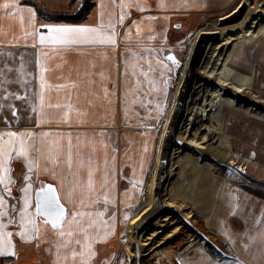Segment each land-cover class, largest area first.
I'll use <instances>...</instances> for the list:
<instances>
[{"label": "rangeland", "instance_id": "374dc122", "mask_svg": "<svg viewBox=\"0 0 264 264\" xmlns=\"http://www.w3.org/2000/svg\"><path fill=\"white\" fill-rule=\"evenodd\" d=\"M81 1L57 2L56 15L77 16L83 7ZM208 1L207 7L185 14L173 27V39L177 37L180 43L176 49H169V55L175 56L182 65L176 68L177 64L173 61L167 62L171 71L162 77L169 81L164 112L161 113L162 106L160 109L156 106V101L163 100L162 92L153 93V102L146 113L140 109V115H137L133 111L137 107H128L126 116L124 107H121L120 160L126 149L131 158L124 161L126 166L123 167L122 176L126 179L119 176L121 206L115 211V228L94 244L96 255L91 258L94 264H181V261L190 257L192 249L210 251L223 264H264V248L260 246L261 236L258 234L261 224H264V170L255 164L264 166V37L261 35L248 44H244V37H241L246 26V14L250 10L262 8L264 0ZM87 2L92 4L90 0ZM73 8H78L76 14L67 12V9ZM41 9L49 12V9ZM234 17L237 20L234 21V32L230 39L222 44L220 54L211 55ZM230 45L231 50L227 53L224 48ZM197 49L201 50V55L193 61L192 69L191 55L196 54ZM222 64L223 72L220 75ZM230 66V75L237 69L251 78L250 83L256 91L260 90L255 99L247 96L249 100L263 106L260 110L257 108L253 112L244 105L243 108L238 107L245 112L231 110L229 114V110L225 111L221 107L224 90L212 105L214 90L220 91V84L225 81L224 88L227 86L229 78L226 77ZM158 86L164 88L163 83ZM185 91L189 94L188 105L185 103L188 98ZM177 94L182 97L179 105H176L175 100ZM200 98H204L203 101ZM17 108L3 107L0 110V131L9 128L17 132L31 130L28 125L30 115ZM224 134L230 140H223ZM182 135L184 138H177ZM164 137L165 143L162 140ZM157 138L158 143L160 138L162 140L160 148L164 147V158L157 161L154 157L152 167L149 160L147 168L148 173L152 169V174L157 168L151 189L154 202L151 207L144 206L142 201L146 198L142 195L141 202L132 210L140 198L138 188L141 185L139 179L143 159L148 147L154 148L155 144H152ZM207 145L213 149L207 152ZM225 146L227 148L223 149ZM230 147H233L237 157L247 161L242 159L236 165V156L225 152ZM198 154L204 157L199 164ZM16 161L12 162L15 168L12 194L19 197L22 192L16 188V180L21 177V171ZM206 162H211V166L204 168V164L208 165ZM220 179L224 182L214 202L211 194ZM146 185L141 194L145 193ZM125 190L127 195H124ZM111 213L110 207L109 215ZM166 230L168 233L159 237V243L148 249L151 250L149 255L133 257L138 253V247H149L157 233ZM245 230L247 235H242ZM49 236L51 238V233ZM250 237L256 239L250 240ZM13 240L16 255L10 262L14 264H42V260L48 259L49 252L44 253L39 248L52 249L50 257L54 259L53 244H47L48 247L46 243L42 244L43 241L22 240L16 230ZM41 252L44 255L38 256Z\"/></svg>", "mask_w": 264, "mask_h": 264}, {"label": "snow or ice", "instance_id": "6c2138e0", "mask_svg": "<svg viewBox=\"0 0 264 264\" xmlns=\"http://www.w3.org/2000/svg\"><path fill=\"white\" fill-rule=\"evenodd\" d=\"M115 6L121 9L115 20L105 11L101 0L99 19L94 25H38L35 8L22 4L21 0H0V13L20 21L19 40L13 32L0 39V46L19 43L20 40L27 42L29 38L33 46L37 43L41 46L37 59L39 90L34 93L38 96L39 106L33 105V111H38L41 123L55 122L69 129L55 135L50 131L35 133L28 129L0 131V255H16L13 240L16 230L22 240L53 244V264H94L91 259L96 255L94 244L115 228L117 176L126 179L122 170L126 166L124 161L131 158L129 150L126 149L123 159L118 161L116 141L103 127L91 135L85 132L82 136L77 131L75 137L71 130L73 125L86 128L93 110L107 108L116 96V89L107 87L110 69L104 61L109 59L108 50L117 47L119 32L116 25L131 15L125 9L137 7L144 10L145 5L120 0ZM167 7L164 0H160L158 9ZM140 23L139 20L132 21L137 35ZM41 28L47 31H40ZM130 28L128 35H131ZM152 38L151 35L147 37ZM156 52V49L149 48L146 55L133 53L131 57H124V75H130L134 83L133 88H125L122 93L126 116L129 97L137 102V108L133 109L137 115H140V109L145 113L149 110L153 101L147 96L152 93L164 94L163 100L156 101L157 109L166 104L167 80L158 82L157 77H163V72L158 71L160 68L169 72L171 68L162 61L155 66L151 63L150 57ZM72 53L83 60L73 61ZM15 55L19 56V53ZM8 57L15 59L10 51L0 56V75L5 77V83L12 82L7 77L14 70L8 67ZM166 59L179 64L175 56L169 55ZM138 61H145L146 66ZM20 71H24L23 62ZM158 83H163L164 88L161 89ZM145 84L146 89L143 88ZM53 94L55 103L45 105L46 97L50 100ZM46 107L49 110H45ZM14 160H22L26 166L19 197L12 194ZM40 175L52 176L56 183L39 180L36 187ZM258 234L261 236L260 246L264 248V224ZM242 235H247V231ZM255 239L250 237V240ZM181 264H223V261L210 251L192 249L190 257Z\"/></svg>", "mask_w": 264, "mask_h": 264}, {"label": "crops", "instance_id": "0c3cea01", "mask_svg": "<svg viewBox=\"0 0 264 264\" xmlns=\"http://www.w3.org/2000/svg\"><path fill=\"white\" fill-rule=\"evenodd\" d=\"M61 1H65V0H21V3L27 4L35 8L36 20L38 25L47 24V23L94 25L98 22L99 12H100V8L98 7V5L101 3V0H90L93 4V8L90 10V12L86 15V17L82 21H78V22L57 21L51 19L48 16L49 14L52 15L56 14L55 6L57 2H61ZM119 2L120 0H103V3L105 5V11L111 14L113 20L117 19L120 14L121 9L115 6L116 4H119ZM208 2H209L208 0H202V1L164 0V3L167 4L168 7L163 10H159L158 4L160 3V0H133V3H139L145 5V9L140 10L137 7L125 9V11L130 12L131 15L126 16L122 24L118 23L116 25L119 32V36L117 38L118 41L117 47L114 50L111 48L108 50L109 59L104 61V64L110 69V79H108L106 82L107 87L110 90L115 88L116 96L111 101L110 105L107 108L97 107L96 109L93 110V113L90 114V118H89L90 123L86 128H79L73 125V128L71 129L73 132V136L75 137L77 131H80L82 136L85 132L91 135L93 132L97 131L100 127H103L106 134H110L111 138L116 141V146L118 148L117 157H118V161H120L121 107H125V105L123 104L122 93L125 88L134 87L133 78L130 75L128 76L124 75V68H125L124 57H131L133 53L138 55H146V50L152 48V49H156L157 52L150 57L151 63L155 66L162 61L164 64L168 66L167 63L168 60L166 58L169 55V49H176L178 47V44L180 43L177 37L173 39V35H172L174 34L173 27L177 22L181 21L184 18L185 14L192 13L194 10L199 11L202 8L207 7V5L209 4ZM35 5H37L38 7L49 9V12L47 11L48 15L45 14L41 15ZM81 5L83 6V1H81ZM76 10H78V8L77 9L73 8L72 10L67 9V12H69L70 14L71 13L76 14L77 12ZM149 17L153 19H148ZM235 19L236 17H234V19L231 22V25L228 27V29L223 33V35L219 39L211 55L214 56L222 52L221 51V49L223 48L222 44L225 43V41L229 40L234 32ZM133 20L141 21L139 25L140 28L139 35H137L136 26L132 25ZM129 28L131 31V35L127 34ZM40 31L46 32L47 29L41 28ZM13 32L16 33V38L19 40V32H20L19 19L13 16H6L3 13H0V39H2L4 36L12 35ZM149 35H151L153 38L147 39ZM40 47L41 46L38 43L35 46H33L31 38H29L27 42L20 40L19 43L0 46V56H3L4 53L7 51L12 52L13 55L15 56V59H13L12 57L7 58L8 61H10L8 63V67L14 69L11 75L7 77V79L11 80L12 82L5 83V77L0 75V105H2V107H0V110L3 107H18L17 109H21L23 113L26 112V115H30V118L28 120V125L31 127V131L35 133H39L41 131H50L53 133V135H55L57 132H67L69 129L63 125H58L55 122L41 123L40 122L41 117L38 111H33V105L39 106L38 96L34 95V93L38 92L39 90V80H38L39 66L37 64V59H38V52ZM17 53H19V56L15 55ZM200 55H201V50L197 49L196 54L191 55L192 61L190 66L192 65L193 61L196 60ZM71 59L73 61L83 60L82 57L76 56L75 53L71 54ZM22 62L24 65L23 73H21L20 71ZM129 63H132V61H129ZM138 63L145 64L146 66L145 61H138ZM158 71L163 72V74L168 72L163 68H160ZM129 73H131V68H129ZM97 79L99 80V77H97ZM157 79L159 82V80L162 79V77H157ZM167 83H169V81H167ZM143 88L146 89L147 85L145 84ZM166 93H167V89H166ZM9 94H14V95H9ZM152 95L153 93L148 95L147 99L151 100ZM17 97H21V98H17ZM186 97L188 98H186L185 103L188 105L189 102L188 91L186 92ZM181 99L182 97L177 94L175 98L177 103L176 105H179V100ZM200 99L203 100V98ZM129 100L130 103L127 105V107L138 106L137 102L132 100L131 97H129ZM55 101H56V96L55 94H53L50 100L49 98L46 97L45 105L49 103H55ZM166 103H167V96H166ZM165 105H162L163 108L161 113L164 112L163 110H165L164 108ZM195 107H200V106L195 105ZM45 110H49V109H47L46 107ZM101 113H103V119H101ZM181 137L184 138L183 135L177 136V138H181ZM165 139H166L165 137L162 138V140H164V143H165ZM162 140L160 138L159 140L160 143H158V138L156 141L153 140L154 143L152 144V146L155 144L154 148L148 147L147 149V154L145 156V159H143V163H142L143 169H142L141 179H139L142 185V186L140 185L138 188V192L140 193V198L139 201L136 203V205L132 206V210L139 205V203L141 202L142 195H144V199L146 198L145 201H142V204L144 206L151 207L154 202V197L153 195L151 196V189L153 183L152 180L156 174L157 168H155L153 174L151 173L152 169L150 168V172L148 173L147 168L149 165V160L151 161V167H152V162L154 157L157 158V161L159 160V158L161 159L164 158V154H163L164 147L160 148L162 144L161 143ZM157 143H158V147H157ZM16 162L19 164L21 171V177L18 180H16V185H17L16 188L20 190L22 178L26 172V166L22 160H17ZM14 169L15 168H13V170ZM39 180H42L44 182L48 181L51 183H56L54 177L49 175H40L35 185L36 187L39 186ZM119 184L120 182L118 175L116 195H115L116 208L121 206ZM145 185H146L145 193L141 194V191H143ZM133 221L134 219L131 220V223ZM119 228L120 226H118V229ZM43 243H46V245L47 244L51 245V243L47 241H43L42 244ZM39 249H42L44 253L49 252L48 259L42 260L41 263L43 262L42 264H53L54 259L50 257L53 254V250L45 249V248H39ZM42 255H44L42 252L38 253V256H42ZM13 257L14 256L10 254L0 255V264H14L13 261L10 262L13 259Z\"/></svg>", "mask_w": 264, "mask_h": 264}, {"label": "bare ground", "instance_id": "6f19581e", "mask_svg": "<svg viewBox=\"0 0 264 264\" xmlns=\"http://www.w3.org/2000/svg\"><path fill=\"white\" fill-rule=\"evenodd\" d=\"M248 11V10H247ZM258 15V16H257ZM245 18V17H244ZM252 24V26H251ZM251 26V28H250ZM241 31V30H240ZM236 34V33H235ZM241 37L243 38L244 37V44H248L249 41L253 40V39H258L261 35H263L264 37V6L262 8H259L258 10L255 9L254 11L253 10H250V12L248 14H246V26L243 28V31L241 33ZM237 38H240V37H237ZM231 44V43H230ZM229 45V44H228ZM249 45H247L248 47ZM224 50L227 51V53H229V51L231 50V45L224 48ZM250 59V58H249ZM232 63V61H231ZM182 64L180 63L179 61V64L176 66V68L180 67ZM258 66V65H257ZM260 67H258L256 70H258ZM230 71L227 73V78H229L228 82H227V86L224 88V85L226 83L225 82H222V85L220 84V91L219 89L214 90V94L213 96H215L214 100L212 101V105H214V101L216 99V97L218 96V94L220 95L223 91L224 93V101L222 103V106L223 109H225V111H228L229 110V114H230V111L231 110H234V111H237V112H245L244 110H240L239 107H244V105L248 106L246 107V109H249V110H252L253 112H255L257 110V108H262L263 106L249 100L251 97H253V99L257 98L258 97V91L260 90H255V88L252 86V84L250 83L251 81V78L246 75V74H243V72H239L237 69H234L233 73L230 75L231 71H232V67L230 66L229 67ZM241 70V69H240ZM217 71V70H216ZM236 71V73H235ZM223 72V67H222V70L220 71V75L222 74ZM229 76V77H228ZM184 77H187L186 75H184ZM231 77V78H230ZM221 77H219L218 81L220 80ZM234 78V79H233ZM233 79V81L229 84V82ZM243 83V84H242ZM210 87V86H209ZM215 89V88H214ZM208 91V90H207ZM206 91V92H207ZM205 92V93H206ZM210 93V92H209ZM257 93V95L255 94ZM206 96V94L204 95ZM247 96H249L250 98H248ZM204 99V98H203ZM203 101V100H202ZM263 102V101H262ZM251 103V104H250ZM260 103V102H259ZM239 106V107H238ZM253 107H256V108H253ZM239 115V113H237ZM240 114H244V113H240ZM248 114V113H246ZM254 114V113H252ZM252 114H249L250 117H253V118H256L255 116H253ZM248 116V115H247ZM249 117V116H248ZM186 118V117H185ZM258 119V118H257ZM212 131V130H211ZM210 135V133H209ZM209 135H208V138H209ZM246 135V134H245ZM214 139V138H213ZM222 139L223 140H227L230 138L228 136H226V134L222 135ZM231 146V145H230ZM205 148H207V152L211 149H213L210 145H207L205 146ZM227 147H223V149H226ZM227 154H229V152L231 153L230 156H236L234 153V149L233 147H230L228 149V151H225ZM202 153V152H201ZM200 153V154H201ZM200 154L197 155V158H198V164L200 163V160L201 158H204L203 156H201ZM208 154V153H207ZM200 155V156H199ZM233 158V157H232ZM234 158H237L238 162H236V165L244 158H239V157H234ZM212 159V158H211ZM246 160V159H244ZM232 161V160H231ZM247 161V160H246ZM208 163V165L206 166V164H204V168H208L211 166V162H206ZM226 163V162H225ZM252 163V162H251ZM198 167H201L200 165H198ZM260 169L264 170V166L263 165H259L258 163H255ZM230 165V164H228ZM234 168H237V166H234ZM237 169H240V168H237ZM241 170V169H240ZM200 172V171H199ZM231 173V171L229 172ZM246 174L248 175V173L246 172ZM250 176V175H248ZM222 179V178H221ZM219 180L217 183H216V186H214V190L212 191V194H211V199L214 200V202L216 201V195H218V191L220 189V185L222 186L223 185V182L222 180ZM228 181V180H227ZM209 213L206 214V217ZM181 219V218H180ZM179 223V222H177ZM172 228V227H171ZM170 228V229H171ZM169 229V230H170ZM166 233H168V230L164 231V232H158L157 233V237L152 241V244L149 246V247H145L144 248H141V247H138L136 250L138 251V253L136 255H134L133 257H145L147 255H149L151 252L148 251V249H150V247L156 245L159 243V237H161L162 235H165ZM163 237V236H162ZM161 239V238H160ZM154 242V243H153ZM194 242V241H193ZM152 249V248H151ZM130 257H132V255H129ZM166 260L168 261L169 259L166 258Z\"/></svg>", "mask_w": 264, "mask_h": 264}, {"label": "trees", "instance_id": "16d2710c", "mask_svg": "<svg viewBox=\"0 0 264 264\" xmlns=\"http://www.w3.org/2000/svg\"><path fill=\"white\" fill-rule=\"evenodd\" d=\"M88 0H83V7L80 10V14H78L77 16H64V15H52L47 13V11H43L41 9V7H38L37 5H35L38 9V11L40 12L41 15H48L51 19L57 20V21H65V22H78V21H82L86 15L90 12V10L93 8V4L88 3ZM89 5H88V4Z\"/></svg>", "mask_w": 264, "mask_h": 264}, {"label": "water", "instance_id": "95a60500", "mask_svg": "<svg viewBox=\"0 0 264 264\" xmlns=\"http://www.w3.org/2000/svg\"><path fill=\"white\" fill-rule=\"evenodd\" d=\"M241 171L244 173V174H246V172L245 171H243L242 169H241ZM247 175V174H246Z\"/></svg>", "mask_w": 264, "mask_h": 264}]
</instances>
